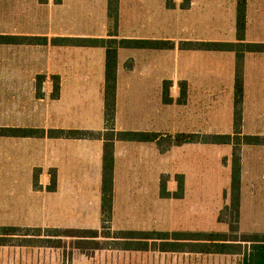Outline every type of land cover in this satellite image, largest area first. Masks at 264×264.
I'll return each mask as SVG.
<instances>
[{
  "label": "crops",
  "instance_id": "crops-1",
  "mask_svg": "<svg viewBox=\"0 0 264 264\" xmlns=\"http://www.w3.org/2000/svg\"><path fill=\"white\" fill-rule=\"evenodd\" d=\"M237 1L0 0V35L40 41L0 44V127L104 134L106 48L77 41L174 44L171 49L117 50L114 131L155 136L152 141H113L109 221H103L102 215L103 137H0V264H64V254L66 264H127L128 257H135L136 264H217L218 257L240 255L236 246L227 248L228 253H207L206 241L161 236L167 231L154 228V224L160 227V219L152 221L154 214L159 217L164 210H176L190 201L193 187L188 178L198 173L188 171L203 165L209 144L195 140L175 145L172 139L182 134L233 136L236 131L241 136H264V52L242 53L237 130V53L182 46L239 43ZM55 39L66 42L53 44ZM242 41L264 44V0H246ZM55 85L58 96L53 98ZM215 145L229 148L217 152V171L231 183L233 145ZM198 152L200 163L195 159ZM240 156L241 189L252 182L256 158L264 161V145H242ZM53 177L55 189L50 190ZM162 182L167 197L161 195ZM103 224L128 236L111 239L113 245L108 246H101L100 235L95 241L53 236L56 230L100 233ZM45 231L48 234H42ZM128 233L143 237L136 241L138 237ZM130 235L135 241L127 239ZM44 239L61 241L52 246L54 241ZM94 243L101 248L91 250Z\"/></svg>",
  "mask_w": 264,
  "mask_h": 264
},
{
  "label": "trees",
  "instance_id": "trees-1",
  "mask_svg": "<svg viewBox=\"0 0 264 264\" xmlns=\"http://www.w3.org/2000/svg\"><path fill=\"white\" fill-rule=\"evenodd\" d=\"M245 6L246 0L237 1V17L236 28L239 43H221V42H204L198 44L182 45L187 47H197L203 50H218V51H235L237 53V67L235 75V99H234V125L235 129L239 130L241 122V105L243 96L242 87V66L241 59L244 51L264 52V44L243 43V33L245 28ZM39 39L34 37L18 38L11 35H0V44H39ZM65 40H52L53 44H65ZM81 45H101L106 48V63H105V110L104 120L107 131L94 132L88 130H49L33 128H13L0 127V137H43L45 135L55 138H76V139H99L105 140L103 154V182H102V215L103 221H109L112 206V172H113V141L114 140H135V141H152L153 137L148 134L137 132H117L114 131V114H115V84H116V58L119 48H149V49H171L174 47L173 42L165 40H128V39H88L78 40ZM40 80L41 78L38 77ZM40 90V85L38 86ZM169 87H163V101H170L168 94ZM53 98L58 96V87L55 85L52 93ZM202 141L209 144H232V166H231V183H230V198L229 203L225 205L222 212L218 215L219 222L229 225L230 237L224 233H190V240L206 241L207 245L203 250L207 253H228L227 248L237 247L238 253L242 255L241 264H264V234H239V207H240V172H241V145H264V136L258 135H240L239 131L231 135H206L201 138L196 135H179L172 139V144L180 145L185 142ZM50 190L55 189V178L51 179L48 187ZM161 195L168 196L165 188V183H161ZM6 231H14V229H5ZM11 234V233H9ZM119 234H125L120 232ZM127 234V233H126ZM137 235V233H128ZM145 235V233H143ZM159 235L165 236L160 233ZM36 238L40 237L39 233L33 234ZM53 236L74 237L79 241L90 239L95 241L99 237L97 231L83 230H56ZM133 237V236H132ZM122 238V236H118ZM40 239V238H39ZM47 242H53L52 246L60 245V239H44ZM228 242H234L232 245ZM232 245V246H231ZM245 245L246 249L242 250ZM248 246V247H247ZM84 250L82 247H79ZM101 248L99 244L94 243L90 249Z\"/></svg>",
  "mask_w": 264,
  "mask_h": 264
},
{
  "label": "rangeland",
  "instance_id": "rangeland-1",
  "mask_svg": "<svg viewBox=\"0 0 264 264\" xmlns=\"http://www.w3.org/2000/svg\"><path fill=\"white\" fill-rule=\"evenodd\" d=\"M205 136H202L203 138ZM244 145V144H243ZM242 146V145H241ZM240 146V147H241ZM229 148L227 146L217 147L215 144H208L207 153L203 152L202 162L203 165L192 168L188 171L189 174L196 172L198 175L191 176L188 178V182L191 180V185L193 188L192 194H188V199L190 201H185L186 205H179L178 209H168L161 212L159 217L157 214H154L153 220L157 222L160 219V227L154 224V228H157L160 231H167L165 236L168 238H180L182 236H187L189 233L184 231L193 230L191 233H224L227 237H230L229 225L227 223L218 222L217 214L219 215L224 209V203H229L230 198V179L224 174H218V154L217 152H227ZM262 157V156H261ZM258 158V157H257ZM256 158L257 167L254 171L256 172L252 176V182H245L242 184L240 189V207H239V234L238 235H247V234H264V161L258 160ZM196 163H200V153L196 154ZM224 164H227V158L223 160ZM196 165V164H195ZM232 166V159H231ZM201 169V170H200ZM201 172V173H200ZM200 173V175H199ZM241 176V172H240ZM151 190V184L148 186ZM191 188V187H190ZM153 190V189H152ZM179 192V191H178ZM192 199V200H191ZM181 203V202H177ZM175 210V211H174ZM93 214V213H91ZM91 218V217H90ZM152 218L150 217V220ZM173 222H176L173 224ZM104 225V224H103ZM93 228H97L95 223H93ZM104 229L101 230L99 235L103 239L101 246L113 245L112 240L119 241L120 239L125 240V234H119L120 232L113 231L109 225H104ZM177 229L175 231H169ZM200 231V232H199ZM205 231V232H204ZM42 234H48L46 231ZM151 236L157 233H150ZM149 235V234H147ZM122 236V238H118ZM105 237V238H104ZM138 237L136 241H139L143 235H136ZM154 237V236H153ZM188 237V236H187ZM130 241L133 240V237L127 238ZM111 240V241H110ZM61 241V240H60ZM118 243V242H116ZM122 243V242H120ZM118 243V245L120 244ZM125 243V242H124ZM132 243V242H131ZM133 244V243H132ZM137 242H134L133 245H136ZM67 245L64 244V251L66 253ZM131 245L132 248L134 246ZM248 247V246H247ZM242 250L246 249L243 245ZM68 251V250H67ZM64 260L66 261V254H64ZM116 261L119 258H114ZM217 264H241L242 255H225L223 258L218 257ZM113 260V259H112ZM64 261V264L66 262ZM129 261V262H128ZM127 264H136L135 257H128Z\"/></svg>",
  "mask_w": 264,
  "mask_h": 264
}]
</instances>
